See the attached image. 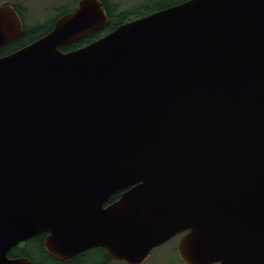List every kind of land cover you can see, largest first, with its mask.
Returning a JSON list of instances; mask_svg holds the SVG:
<instances>
[{"label": "water", "instance_id": "water-1", "mask_svg": "<svg viewBox=\"0 0 264 264\" xmlns=\"http://www.w3.org/2000/svg\"><path fill=\"white\" fill-rule=\"evenodd\" d=\"M107 21L79 0L0 58V264L40 233L58 259L142 264L183 234L185 264H264V0H183L61 49ZM22 28L1 6L0 45Z\"/></svg>", "mask_w": 264, "mask_h": 264}, {"label": "flooded vegetation", "instance_id": "flooded-vegetation-1", "mask_svg": "<svg viewBox=\"0 0 264 264\" xmlns=\"http://www.w3.org/2000/svg\"><path fill=\"white\" fill-rule=\"evenodd\" d=\"M102 1H103V7L106 9L107 14H108L106 3L104 2V0H102ZM3 5H11L13 7V9L19 15L20 22H21V25L23 28H22V33L19 36H17L15 38L3 43L2 45H0V58L17 51L18 49L22 48L23 46L35 41L36 39H38L44 35H46L49 31H51L53 29L55 22L58 19V17L64 13H66L64 11L67 8V6H63L60 8H57V7L52 8V7L48 6L47 4H42L40 6H37V9L39 11H41V12H45L47 10H50L51 12L55 11L57 13V15L50 16L49 18H44V19H36L33 17L30 19V18H27L26 11H28V10L32 11V9H30L28 7L25 8L21 4H19L18 2H12V1H4L0 4V7ZM77 6H78V3L74 7H72V9L70 11L74 10ZM122 192H124V191H120V195ZM115 194H113V195H115ZM113 195H111L109 197V199L106 201L105 205H108L114 201ZM46 235H47V233H40V234L32 237L31 239H29L25 242H22L18 245V246H21V244L25 245V243H28L33 238H36L39 241V245L37 247L40 249V256L37 257V259H38L37 261L33 258L35 264H127L126 260L116 259V258L111 257L108 254L107 248L102 247V246L89 248V249L83 250V251H81L75 255H72L70 257H67L64 259H58L55 256H53L52 254H50L48 252V250L46 249V247L44 245V239H45ZM182 235L183 234H179V235L174 237V238H176V251H177L178 255H179L178 242H179V239ZM28 257L30 258V264H32L33 259L30 256H28ZM179 257H180V255H179ZM142 264H144V263H142Z\"/></svg>", "mask_w": 264, "mask_h": 264}, {"label": "rangeland", "instance_id": "rangeland-1", "mask_svg": "<svg viewBox=\"0 0 264 264\" xmlns=\"http://www.w3.org/2000/svg\"><path fill=\"white\" fill-rule=\"evenodd\" d=\"M4 1L18 2L23 7L32 9V11L27 9V18L31 19L33 17L36 19H44L49 18L50 16H55L57 13L55 11L51 12L50 10L41 12L37 9V6L47 4L52 8H60L63 6L74 7L79 0H0V4ZM144 1L145 0H112L111 2L114 4H119L120 10H133ZM38 245V240L35 242L30 240V242L25 243V245L21 244V247L25 248L27 252H29L32 257L34 256L33 258L37 261V257L40 256V249L37 247ZM144 264H185L176 251V238H173L166 243L154 248Z\"/></svg>", "mask_w": 264, "mask_h": 264}, {"label": "trees", "instance_id": "trees-1", "mask_svg": "<svg viewBox=\"0 0 264 264\" xmlns=\"http://www.w3.org/2000/svg\"><path fill=\"white\" fill-rule=\"evenodd\" d=\"M111 1L112 0H104V2L106 3L109 15H108L107 23L101 29L89 32V33L85 34L80 40H78L75 43H72L70 45H67L61 49L64 51H69V50L84 46V45L102 37L103 35L107 34L108 32H110L111 30H113L119 24H121L123 22H126L129 20L141 17L143 15L152 13L154 11L160 10L164 7H167L169 5L181 2L183 0H145L137 8H135L133 10H120L119 4H114ZM71 9H72V7L67 6V8L65 9L64 12H68ZM119 195H120V192L113 195V200L117 199L119 197ZM36 240H37L36 238H33L31 241L34 242ZM21 255L30 256L33 259L32 255L29 252H27V250L25 248H23L21 246H16L13 249H11L9 252L10 257H19ZM32 264H35L34 259H33Z\"/></svg>", "mask_w": 264, "mask_h": 264}]
</instances>
